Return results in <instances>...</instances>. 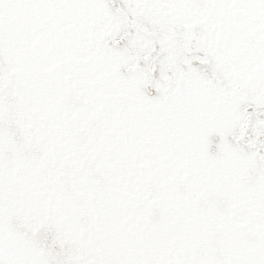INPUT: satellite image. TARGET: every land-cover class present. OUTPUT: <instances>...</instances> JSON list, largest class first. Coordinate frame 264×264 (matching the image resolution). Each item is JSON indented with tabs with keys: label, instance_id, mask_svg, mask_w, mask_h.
Returning <instances> with one entry per match:
<instances>
[{
	"label": "water",
	"instance_id": "water-1",
	"mask_svg": "<svg viewBox=\"0 0 264 264\" xmlns=\"http://www.w3.org/2000/svg\"><path fill=\"white\" fill-rule=\"evenodd\" d=\"M0 264H264V0H0Z\"/></svg>",
	"mask_w": 264,
	"mask_h": 264
}]
</instances>
